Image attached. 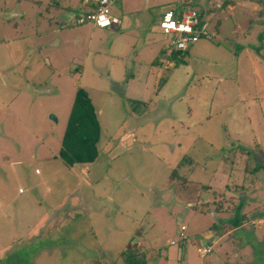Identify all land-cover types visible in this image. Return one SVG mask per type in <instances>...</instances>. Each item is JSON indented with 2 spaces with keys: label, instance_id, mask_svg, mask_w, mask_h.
<instances>
[{
  "label": "rangeland",
  "instance_id": "rangeland-1",
  "mask_svg": "<svg viewBox=\"0 0 264 264\" xmlns=\"http://www.w3.org/2000/svg\"><path fill=\"white\" fill-rule=\"evenodd\" d=\"M123 1L130 27L96 56L76 19L55 31L82 0H0V264H120L133 247L148 264H264V222L231 224L264 207V168L254 171L264 162V14L220 12L219 34L211 13L212 41L180 56L162 14L205 0ZM134 37L142 50L122 59ZM163 47L175 54L157 74ZM137 69L155 83L128 89ZM78 87L101 111L102 140L96 161L69 166L59 151ZM214 191L241 197L224 202L240 210L217 211ZM80 200L85 210L59 227ZM49 210L60 218L40 241L15 237Z\"/></svg>",
  "mask_w": 264,
  "mask_h": 264
},
{
  "label": "crops",
  "instance_id": "crops-1",
  "mask_svg": "<svg viewBox=\"0 0 264 264\" xmlns=\"http://www.w3.org/2000/svg\"><path fill=\"white\" fill-rule=\"evenodd\" d=\"M220 1V3H222L221 7H217V3ZM240 0H236L235 2H231L228 3L227 5L224 4L225 0H205V2L200 6H189V7H196L198 9H200L201 11L204 12V14L211 15V13L213 14V16L219 14L220 12H225L226 18L227 15H233L232 12H234L237 8H240L242 11L245 10V8H253V18H255V16L258 18L259 15L264 14L263 12H261V4H258L257 2H259L260 0H252L255 1L256 3L254 5H245V4H240L239 3ZM248 1V0H247ZM128 5H124V1L120 0L116 5H115V12L117 15H119L121 22L120 24L116 25V26H112V27H108V28H99L96 27L92 24H78L77 22V26L79 29H81L82 32H84V37L82 40H84L86 42L84 51L85 53H87V55L89 54H95L96 56H103V55H108L112 52L114 45L116 44V42L119 40V38L123 35H125L124 33H118L121 31L122 27H125L126 29H128L130 27V23L128 21L125 20V18H123V12L125 10V8L127 10H131L133 5L131 1H126ZM249 2V1H248ZM194 3V1H193ZM185 7H188V5H184ZM246 6V7H245ZM122 7V8H121ZM229 9L228 11H225L224 9ZM168 9H172V8H168ZM166 9V10H168ZM72 7L67 8L66 12L62 14V17H60V21H57V27H56V33L59 32V35H63V33L65 32L66 28H72L73 24H72V19H76L75 16L77 15V13L82 12L83 6L80 5L76 10H74ZM165 10V11H166ZM164 11V12H165ZM75 13V14H74ZM58 19L55 20H59V17L57 16ZM53 19V18H52ZM212 21V20H211ZM221 26H222V20L219 16H216V20L214 23V28L215 30L220 34V30H221ZM98 29V30H96ZM201 40H206V41H212V39H201ZM200 40V41H201ZM77 41H80V39H78ZM199 41V42H200ZM56 42H60V37H58V39L56 40ZM141 42V46L140 49H137L138 44ZM198 42V43H199ZM196 43L193 47H191L188 51L191 50L192 54L197 53V50H201L202 48H204V46H208V45H200L199 47L197 46ZM209 44V43H206ZM144 46V42L142 41V38H135L133 39V41H128L127 47L125 46L123 52H118L119 53V57H121L122 59H129L131 57H136L137 55H139L140 50H142V47ZM136 47V50H133ZM166 47H163L161 49L160 55L162 60H158L159 57L157 58V60L153 61V65H157L159 66V63H161L163 60L165 61L167 59L168 61V65L167 68L170 69L171 67V61H169L168 59L173 58L175 52L172 51L170 53V49H165ZM139 67H142L143 64L142 62H139ZM153 68H155L153 66ZM141 69V68H140ZM162 67L159 66V68L157 69V74H159L161 72ZM131 78L130 80H128V89H130V87H142V84L145 83L143 80H145V78H143V76H139L138 77V69L136 72H131ZM149 77V76H148ZM156 75L154 77V72L152 74V84L155 83L156 81ZM149 78V79H151ZM149 79H146L147 82L145 83L146 87L148 84ZM88 91V90H87ZM89 93V91H88ZM90 95V93H89ZM91 97V96H90ZM92 99V97H91ZM132 100H138L136 98H130ZM93 100V99H92ZM94 102V101H93ZM99 116L101 114V111L98 110ZM103 130V127H102ZM102 140V138H101ZM101 142V141H100ZM100 148V146H99ZM98 159V158H97ZM83 164V163H82ZM88 183L90 182V180H86ZM241 187V186H240ZM20 191H22L20 189ZM227 192V191H225ZM225 192H221V193H225ZM24 193V192H21ZM236 196V195H233ZM236 198H241V197H237ZM76 204V205H75ZM61 205V204H60ZM75 205V206H74ZM73 205V211H71L72 213L67 214L65 216V219H60L59 222V227H63L64 226V221L65 223L72 221L74 217V213L75 212H80L82 210H85V203L83 201L80 200V205H77V202H75ZM57 207V208H56ZM60 207H58V205L55 206V209H58ZM75 209V210H74ZM247 214V213H246ZM263 214H264V207L259 206L258 208H256L255 210H253L251 213L247 214V221H251V220H258L260 219L261 222L258 225H261L264 222V218H263ZM57 218H60L58 216V214H52L49 211H44L42 213V215H40V217H38V220L33 221V223H29V225L25 228V229H21V231L18 229V234L15 235V237L17 236L18 239H23L26 241H33L34 239H36L37 241H40V238L46 233V230L48 228V226L53 223L54 221L57 220ZM76 218H81L80 216H77ZM75 220V219H74ZM246 221V222H247ZM259 221V220H258ZM61 225V226H60ZM255 225V226H256ZM54 226H58V224L54 225ZM135 227L133 229V231H135ZM132 231V232H133ZM126 233V231H125ZM132 234V233H131ZM204 244V242H203ZM139 246H141V243L138 244ZM209 245H213V243L209 244ZM47 254V253H45ZM43 254V255H45ZM42 255V256H43ZM86 260H90L91 258H86L85 256L83 257ZM46 260L44 259V261L42 262V264H46ZM121 264V263H120Z\"/></svg>",
  "mask_w": 264,
  "mask_h": 264
},
{
  "label": "trees",
  "instance_id": "trees-1",
  "mask_svg": "<svg viewBox=\"0 0 264 264\" xmlns=\"http://www.w3.org/2000/svg\"><path fill=\"white\" fill-rule=\"evenodd\" d=\"M235 1L236 0H225L224 4L227 5L228 3ZM201 13L204 15L203 11H201ZM188 50L189 49L177 50V53L181 56L184 53H187ZM130 100L134 101L132 99ZM101 138L102 124L99 118L98 109L91 99L87 89L78 87L63 136L59 157L69 166L94 162L99 156V144ZM261 168H264V162L257 167H254V171H258ZM212 194L214 196L213 202L215 199V203H217V211L228 212L240 210L241 207L238 205H228L227 207H224V202L226 200H231L236 197L227 198L225 193L217 191H214ZM246 215L247 214L244 213L242 217L237 216L232 218L231 224L235 227L243 225V219ZM121 255V264H148L146 253H144L141 248H129Z\"/></svg>",
  "mask_w": 264,
  "mask_h": 264
},
{
  "label": "built area",
  "instance_id": "built-area-1",
  "mask_svg": "<svg viewBox=\"0 0 264 264\" xmlns=\"http://www.w3.org/2000/svg\"><path fill=\"white\" fill-rule=\"evenodd\" d=\"M120 0H82L83 11L76 17V22L92 24L99 28H108L120 24L121 19L114 8ZM222 3L218 2L217 7ZM211 19L202 15L201 10L195 7H180L166 10L160 20V28L170 43V48L187 50L201 39H213ZM259 220V221H258ZM251 220L253 225L259 224L260 219ZM186 227H183L185 230ZM185 238V236H183ZM203 255L212 252L211 247L199 248Z\"/></svg>",
  "mask_w": 264,
  "mask_h": 264
},
{
  "label": "water",
  "instance_id": "water-1",
  "mask_svg": "<svg viewBox=\"0 0 264 264\" xmlns=\"http://www.w3.org/2000/svg\"><path fill=\"white\" fill-rule=\"evenodd\" d=\"M209 244H211V243H209Z\"/></svg>",
  "mask_w": 264,
  "mask_h": 264
}]
</instances>
